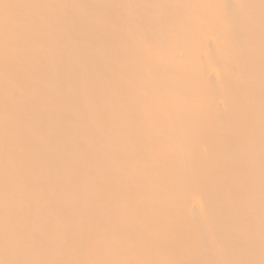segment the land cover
I'll return each mask as SVG.
<instances>
[{
	"label": "bare ground",
	"instance_id": "6f19581e",
	"mask_svg": "<svg viewBox=\"0 0 264 264\" xmlns=\"http://www.w3.org/2000/svg\"><path fill=\"white\" fill-rule=\"evenodd\" d=\"M0 264H264V0H0Z\"/></svg>",
	"mask_w": 264,
	"mask_h": 264
}]
</instances>
